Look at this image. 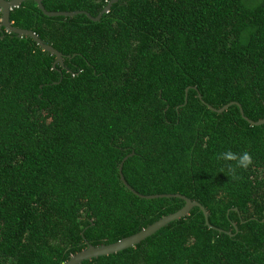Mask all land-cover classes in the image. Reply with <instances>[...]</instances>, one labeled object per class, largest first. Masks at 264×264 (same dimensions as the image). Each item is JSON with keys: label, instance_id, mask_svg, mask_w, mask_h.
<instances>
[{"label": "trees", "instance_id": "1", "mask_svg": "<svg viewBox=\"0 0 264 264\" xmlns=\"http://www.w3.org/2000/svg\"><path fill=\"white\" fill-rule=\"evenodd\" d=\"M110 0H42L97 16ZM0 11V24H1ZM0 27V264H65L182 208L134 247L81 264H264V0H118L100 21L10 12ZM187 102L186 100V89ZM228 233H231L229 235Z\"/></svg>", "mask_w": 264, "mask_h": 264}, {"label": "water", "instance_id": "2", "mask_svg": "<svg viewBox=\"0 0 264 264\" xmlns=\"http://www.w3.org/2000/svg\"><path fill=\"white\" fill-rule=\"evenodd\" d=\"M28 1V0H0V11H1V24L0 27H3L6 32L9 33H14L18 37H23V36H28L32 38L37 45L44 51L49 52L50 54L54 55L56 57L54 61V66L57 64H61L63 66V54L55 49L52 45L45 43L35 32L29 29H23V28H18L12 25L10 21V12L12 9L18 7L21 5L23 2ZM36 2L38 8L42 11V13L48 17H69L72 18L76 15L84 14L86 15L90 20L92 21H100L102 15L104 13H107L110 8L112 7L113 4H115L118 0H110L107 5L103 8V10L97 15V16H92L89 12L84 11V10H75V11H48L44 5L42 0H33ZM190 87L186 89V100L185 103L187 102V91ZM199 99L203 104H205L210 110L216 113H223L226 111L230 106L232 105H237L239 107L240 113L249 124L254 125V126H259L264 124V118L260 119L258 121H253L246 117L243 112V108L241 107L240 103L238 102H231L229 104L224 105L223 107L216 109L213 106L207 104L202 96L199 94ZM133 152L129 155H127L122 162L119 165V175L120 179L123 182V184L126 186V188L132 192L134 195L145 198V199H158V198H181L185 201V204L182 208H180L178 211L168 214L161 219L157 220L153 224L143 228L139 232L124 237L114 243L106 244V245H100V246H94L91 244H88L87 247L74 255H72L69 260L65 264H81L83 261L86 260H91L93 258L101 257V256H108L111 254H115L117 252L123 251L125 249L134 247L141 241L145 240L147 237L153 235L156 233L158 230L161 228L165 227L168 225L170 222H173L175 220H179L181 218H184L189 215L190 211L198 207L200 210L203 212L204 217H205V223L209 227L213 228L212 225H210L208 221V211L206 208L199 203L198 201L191 200L190 198L182 195V194H155V195H143L139 192H137L135 189H133L128 182L125 180V177L123 175L122 169H123V164L124 162L131 156H133ZM231 235V233H228Z\"/></svg>", "mask_w": 264, "mask_h": 264}]
</instances>
